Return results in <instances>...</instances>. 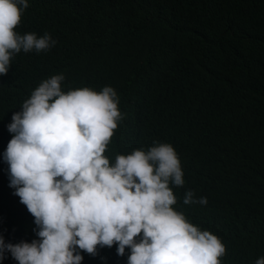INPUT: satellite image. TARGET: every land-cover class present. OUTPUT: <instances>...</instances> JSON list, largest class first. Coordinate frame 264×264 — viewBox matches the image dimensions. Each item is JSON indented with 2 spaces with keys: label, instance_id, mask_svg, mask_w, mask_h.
Wrapping results in <instances>:
<instances>
[{
  "label": "trees",
  "instance_id": "obj_1",
  "mask_svg": "<svg viewBox=\"0 0 264 264\" xmlns=\"http://www.w3.org/2000/svg\"><path fill=\"white\" fill-rule=\"evenodd\" d=\"M20 34L46 32L49 51L13 57L0 76V233L37 239L34 217L10 187L3 153L14 112L47 78L62 90L112 86L126 114L105 155L171 143L185 184L173 208L226 246L221 264L264 257V0H28ZM208 203L186 205L185 193ZM117 246L82 264H127ZM0 264H18L7 254Z\"/></svg>",
  "mask_w": 264,
  "mask_h": 264
},
{
  "label": "clouds",
  "instance_id": "obj_2",
  "mask_svg": "<svg viewBox=\"0 0 264 264\" xmlns=\"http://www.w3.org/2000/svg\"><path fill=\"white\" fill-rule=\"evenodd\" d=\"M28 6L0 0V76L22 50L46 52L57 43L47 32L16 31ZM64 80L62 73L44 79L7 125L9 186L34 217L38 238L6 243L0 233V262L10 253L18 264H82V252L95 257L115 245L121 257L130 249L127 264H221V239L173 208L170 185L185 184L174 146L157 141L110 162L105 152L126 115L117 91H63ZM183 203L208 200L189 189Z\"/></svg>",
  "mask_w": 264,
  "mask_h": 264
}]
</instances>
